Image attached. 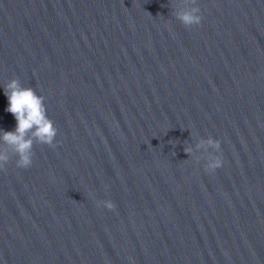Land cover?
<instances>
[{
  "label": "water",
  "instance_id": "obj_1",
  "mask_svg": "<svg viewBox=\"0 0 264 264\" xmlns=\"http://www.w3.org/2000/svg\"><path fill=\"white\" fill-rule=\"evenodd\" d=\"M14 79L0 264H264V0H0V137Z\"/></svg>",
  "mask_w": 264,
  "mask_h": 264
},
{
  "label": "clouds",
  "instance_id": "obj_2",
  "mask_svg": "<svg viewBox=\"0 0 264 264\" xmlns=\"http://www.w3.org/2000/svg\"><path fill=\"white\" fill-rule=\"evenodd\" d=\"M197 11L196 9L193 10ZM181 21L188 24H200L202 17L185 13L179 16ZM5 95L8 98L6 111L11 112L17 121L14 131H3L0 139L13 148L18 156L17 167L29 168L33 162L32 145L33 140L28 138V133L35 129L33 136L40 142L53 145L57 130L54 123L46 115V109L42 98L39 97L32 88H23L18 80H12L5 88ZM210 143H213L210 141ZM216 148H220V142H214ZM8 160L6 154H0V169L5 168ZM222 160L219 157L210 165L212 170L219 168ZM107 209H114L115 204L111 201L106 202Z\"/></svg>",
  "mask_w": 264,
  "mask_h": 264
}]
</instances>
